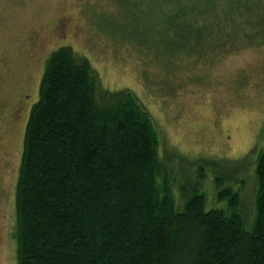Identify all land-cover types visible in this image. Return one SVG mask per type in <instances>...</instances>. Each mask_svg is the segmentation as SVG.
<instances>
[{
  "label": "trees",
  "instance_id": "1",
  "mask_svg": "<svg viewBox=\"0 0 264 264\" xmlns=\"http://www.w3.org/2000/svg\"><path fill=\"white\" fill-rule=\"evenodd\" d=\"M145 1L161 3L164 37L179 34L162 39L170 55L264 45V0ZM15 214L17 264H264V147L238 158L161 147L139 95L104 87L62 45L30 110Z\"/></svg>",
  "mask_w": 264,
  "mask_h": 264
},
{
  "label": "rangeland",
  "instance_id": "2",
  "mask_svg": "<svg viewBox=\"0 0 264 264\" xmlns=\"http://www.w3.org/2000/svg\"><path fill=\"white\" fill-rule=\"evenodd\" d=\"M162 9L145 0H0V264H17L15 198L26 125L47 59L62 45L86 55L104 87L139 95L161 147L229 158L264 147V45L203 51V58L184 57L181 49L170 55L177 47L162 39L177 45L179 34L160 32ZM204 190L219 205L212 177Z\"/></svg>",
  "mask_w": 264,
  "mask_h": 264
},
{
  "label": "flooded vegetation",
  "instance_id": "3",
  "mask_svg": "<svg viewBox=\"0 0 264 264\" xmlns=\"http://www.w3.org/2000/svg\"><path fill=\"white\" fill-rule=\"evenodd\" d=\"M65 23H66V21H63V22H62V25H65Z\"/></svg>",
  "mask_w": 264,
  "mask_h": 264
}]
</instances>
